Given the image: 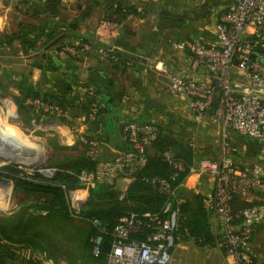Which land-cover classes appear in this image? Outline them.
<instances>
[{"label": "rangeland", "instance_id": "rangeland-1", "mask_svg": "<svg viewBox=\"0 0 264 264\" xmlns=\"http://www.w3.org/2000/svg\"><path fill=\"white\" fill-rule=\"evenodd\" d=\"M233 1L210 0L203 4L202 0L194 2L187 0H70L68 2L35 0L20 4L13 12H10L9 29L13 32L0 37V127L14 138L33 139L44 148L45 152L40 158V163L30 166L0 156V173L5 172L2 171L5 167H9L19 170L21 176L24 174L33 176L40 173L42 169H55L56 171L59 168H72L76 170V167L83 165L85 150L79 139L80 136L87 135L89 138L99 139L104 131L101 129L94 132L92 124L88 125V129L82 130L70 112L68 117L62 120L66 125L64 127L55 123V117L45 113L43 108L29 104L28 101L31 98L27 96L31 94L29 93L30 86L35 88H33L32 94L38 92L42 97L45 94L61 96L69 93L65 89V80H68L67 75L69 76L71 73H60L61 77L59 74L53 75L61 79L60 82L63 84L53 88L49 85L50 83H45L49 78L45 71H42L39 83L34 84L33 69L43 65L45 67L50 66L48 70H52L53 67L60 70L59 67L71 66L73 61L75 64L83 63L82 59L71 57L58 49L61 44L63 46L74 41L73 32L82 36H94L101 39L98 35V31H101L110 38L116 36L115 38L119 40L125 34L126 28L136 29L140 33L136 43L133 44L138 46L140 42L149 43L151 49L147 50V55L150 51L153 52L150 55L153 64L148 67L149 71L145 73L144 77V80H147L140 84L138 91L137 88H130L131 92H140L139 98L129 95L127 96L130 98L128 102L132 106H136L142 116L146 117L145 122L164 128L187 146L193 148L196 151L195 162L200 158L218 161L221 156L220 139L217 136V127L211 121V114L199 115L195 113L190 106V100L174 93L170 88L173 73L167 69V72L163 74L167 77L160 75L154 62L162 61L170 63L171 66H177L179 60L177 55L180 50L176 49L174 45L188 39L200 41L204 36L210 38L215 31L217 15L227 9L228 7L225 6L230 5ZM208 4L214 7L209 8ZM220 5L224 7L219 8ZM118 7H124L126 10L132 8L137 13L125 18L121 24H118L117 20L119 19L111 11V9ZM22 8L23 10L20 11ZM15 15L23 22L20 31L17 33L14 32L18 30L19 19L15 18ZM106 24L116 25L118 34L114 31L115 28L111 26L105 28ZM19 34H21L22 40H25L24 43L17 39ZM5 40H7L6 44L2 45ZM110 40L109 43L112 44V39ZM35 41L36 48L30 46ZM91 53L85 56L89 57ZM103 59L111 64L107 58L104 57ZM127 80L131 82L132 77L128 75ZM80 82L84 83V80ZM117 83L119 86V83L122 82L117 80ZM87 87L93 88L99 93L97 86L85 82L81 85L75 84V87L70 91V96H62L64 100H67L64 101L66 104L68 103L66 107H71L73 104L80 106L81 111L79 110V113L81 114L78 115L86 112L82 107L85 103L84 98H86L82 95V89ZM4 97L11 101L15 113L9 118H7L8 110L2 101ZM51 105L57 104L52 103ZM132 120L133 122L140 121V119L135 118ZM53 124L60 126L64 132L70 135V142L72 143L67 144L65 135L56 128H52ZM115 142L116 139L112 141V144H116ZM239 142L241 144L238 152L239 150L241 152L245 141ZM248 146L253 151L264 149L257 141L249 142ZM106 148L109 147L104 145L101 160L109 162L118 154ZM258 155L251 154L249 157H244L239 153L235 160L238 165L241 161L248 163V165L257 163L264 165V160L258 159ZM0 182L13 186L6 200L7 208H0V218L17 214L25 207L30 206L31 201L34 200L32 197L26 196L23 191H17L12 181L0 176ZM122 187V184L119 183L118 189L120 190ZM194 195L196 194L187 192L185 198L189 200ZM198 196L201 194L198 193ZM205 211L207 218L211 220L213 215L206 208ZM42 214L45 213L42 212ZM74 220L77 224L83 222L81 218H74ZM180 239L182 238L180 237ZM3 244L8 246L6 256L13 257V264H30V261L34 264H54L44 258L43 255L24 246L11 245L6 241H3ZM180 244L186 245V248L182 247L179 251L176 246L175 253L173 252V255L177 253L175 255L176 261L174 260L172 264H195L196 262L197 264H210L208 263L209 256L211 254L216 256V251H218L217 247H200L193 239H182ZM213 251L215 253H211ZM246 254L250 261L253 259L259 264H264L263 230L255 232ZM2 256L3 254L0 252V258ZM60 264H66V262Z\"/></svg>", "mask_w": 264, "mask_h": 264}, {"label": "built area", "instance_id": "built-area-1", "mask_svg": "<svg viewBox=\"0 0 264 264\" xmlns=\"http://www.w3.org/2000/svg\"><path fill=\"white\" fill-rule=\"evenodd\" d=\"M7 1L13 0H0L1 3ZM16 1L29 3L35 0ZM109 26L115 28L118 34L116 25L106 24L105 28ZM174 47L190 54V74H172L170 88L174 93L188 98L195 113L211 114V121L217 127L220 139L221 156L218 161L199 159L189 167V175L183 183L174 187L172 182L185 172V164L174 152L163 153L161 157L171 166L173 175L171 180L158 179L153 181V185L168 198L163 208V214L168 217L164 218L161 213L143 216L131 213L120 218L110 234L113 240L110 241L108 263L172 264L180 221V210L174 209L175 203L179 206L185 201L181 193L185 181L192 175H199L214 180V190L204 197V207L214 214L222 226L217 247L231 257L235 264H248L250 258L246 252L257 227L264 222V203L253 204L255 194L259 191L264 193V165L257 163L249 168L237 166L233 157L238 153V147L229 133L235 131L264 143V52L259 51V48H264V0H235L231 9L219 14L212 43L188 39L177 42ZM115 48L97 52L106 58L116 52ZM92 51L91 44L82 40L62 46V52L76 58L85 57ZM254 54L257 55L255 59ZM111 58L118 61L115 57ZM163 70L167 72V68ZM200 75L204 78H199ZM82 91L84 97H98V92L93 88L87 87ZM28 103L43 108L45 113L55 117V123L66 127L62 120L68 117L69 111L58 105L44 104L40 100H29ZM99 111L100 105L94 103L88 114L77 115L73 119L82 130H86L97 119ZM122 134L132 150L118 153L109 162L101 160L103 143L87 135L80 136L86 155L98 165L93 171L80 172V187L66 190L71 217L80 218L81 208L90 198L91 187L108 185L117 188L120 181L131 184L135 174L148 163L151 157L149 151L158 137L157 128L151 124L125 123ZM56 172L55 169L40 170L46 179H52ZM125 193L121 192V200ZM236 198L249 206L236 211L233 208ZM144 218L148 219L153 232L141 242L131 236L144 231L148 225ZM99 230L106 234V230ZM101 247L98 244L94 249L96 256Z\"/></svg>", "mask_w": 264, "mask_h": 264}, {"label": "trees", "instance_id": "trees-1", "mask_svg": "<svg viewBox=\"0 0 264 264\" xmlns=\"http://www.w3.org/2000/svg\"><path fill=\"white\" fill-rule=\"evenodd\" d=\"M111 11L119 19L117 20L118 24H121L125 18L137 13L132 8L126 10L124 7L113 8ZM21 34L17 36V39L24 43L25 40H22ZM72 36V38H75L74 41L82 40L91 44L93 52L111 48L102 42L100 38L82 36L74 32ZM36 41L31 43L30 46L36 48ZM6 42L7 40L2 45ZM58 47L62 51V44ZM136 52L138 53L137 50L134 51V53ZM111 57L117 58L118 61ZM106 58L113 65V69L119 71H126L127 64L134 62L117 52L109 54ZM48 67L50 66H36L42 71H46ZM56 69L53 67L52 71H56ZM29 88L31 94H28L27 97L31 98L30 100H40L44 104H57L65 111H69L73 117L81 114L79 113V110L81 111L80 106H74L75 104H73L71 107H66L68 103L66 104L64 101L67 100H64L62 96H70V93L61 96L45 94L42 97L38 92L32 94L34 86ZM98 94L99 96L94 99L84 98L85 103L82 105L83 110L86 111L83 113L86 114L91 110L92 104L97 103L101 106L97 119L91 124L94 132L101 129L104 132H102V137L99 139H92L101 143H112L114 139L118 142V138H111L110 136L113 131L112 126L118 123L109 117L111 111L120 108V105L117 104L116 96L109 89L99 88ZM122 111L121 109V114H123ZM145 120L141 119L138 122L128 123L150 124ZM124 124L121 125V130L124 128ZM151 125L155 126L154 124ZM155 127L158 130V137L151 149L154 154L150 157L146 166L135 174V180L124 194V199H120L122 194L116 187L108 185L91 187L90 198L81 208L79 214L83 221L80 224H77L74 218L71 217L66 190L80 187L78 180L80 172L82 170H95L98 162L92 161L85 153L84 163L81 167H76V170L59 168L52 179H46L40 173L33 176L27 174L21 176L19 170L5 167L2 170L5 172L0 173V176L12 181L17 191H23L26 196L32 197L34 200L31 201L30 206L25 207L17 214L0 218V252L3 254L2 257H5L6 251H8V246L3 244V241H6L8 244L24 246L33 252H37L54 264H60L61 262H66V264H109L108 254L103 252L102 247L98 256L94 254V249L98 246L97 239L99 237H102L104 241L113 240L110 234L120 218L131 213L139 216L161 213L164 218H167L168 215L163 214V208L168 198L153 185V181L158 179L171 180L173 175V169L164 161L161 155L167 151H172L185 164V172H182L179 178L172 182L175 187L182 184L189 175V167L195 163L196 151L180 141L171 132L162 127H157V125ZM122 142L124 143V146H122L123 151L132 150L129 143L121 140L120 144ZM181 193L185 196L187 192L182 189ZM248 206L249 204L239 198H236L233 203V208L236 211L243 210ZM176 208L180 210L177 243L186 238L193 239L201 247H217V239L211 231L203 197L194 195L192 199L185 198V201L179 206L175 203L174 209ZM42 212L45 214H42ZM144 221L149 222L147 218H144ZM95 223L102 224L106 234L101 233ZM152 232V226L148 223L142 233L132 234L131 238L142 242ZM179 236L182 239L178 240ZM5 258L8 261L7 264H13V257L7 255ZM30 264L34 263L30 261ZM248 264L259 263L252 259Z\"/></svg>", "mask_w": 264, "mask_h": 264}, {"label": "crops", "instance_id": "crops-1", "mask_svg": "<svg viewBox=\"0 0 264 264\" xmlns=\"http://www.w3.org/2000/svg\"><path fill=\"white\" fill-rule=\"evenodd\" d=\"M203 4L206 3L207 1L210 0H202ZM235 0L230 4L227 5L225 7H228L225 10H229L234 6ZM20 4H23L21 2H18L16 0L13 1H7L4 3L0 2V37H3L4 34L9 35L10 33H12L13 31H11L9 29L10 27V17L11 14L10 12L14 11L16 8H18V6ZM209 8L214 7L211 4H208ZM224 6L220 5L219 8H222ZM23 10L20 9V11ZM223 10V11H225ZM185 16V15H183ZM187 17V16H186ZM219 15H217V20H218ZM15 18L16 17L15 15ZM19 19V18H18ZM22 23L21 20H18V24H17V28L18 30L14 33H17L20 31L21 27H22ZM128 29V28H126ZM131 31L132 34H124L119 40L116 39L115 37L110 38L106 33L98 31V35L101 37L102 42H104L106 45L110 46V47H116V48H121L130 52H134L135 50L138 51V53L136 52V54L144 57L147 59V62H141V61H137V60H132L134 61L133 63H131L130 66L127 65L126 67V71H119V70H114L113 69V65L109 64L105 61V59H103V55L97 51L91 53L88 56L82 57L80 59H82L84 62L81 64H75L74 61L71 62V66H66L65 68H60V70L56 69V71H52V70H48L46 69V75L49 77L47 79V81L45 83H50L49 85H51V87H55V86H62L63 84H61V79L56 78L53 75L59 74L61 77L60 73H71V75H67L68 80H65V89L67 91H70L75 87V84L81 85L84 84L85 82L88 84H91L92 86H97L98 88H107L110 90V92H113L114 95L117 98V104L120 105V108L123 110V114H121V109L120 108H116L113 109L111 111L110 117L111 120H116V122L118 124H115L112 126V132L110 134L111 138H118V142H115L116 144H112L109 142L103 143V146L105 145L106 148L108 150H110L113 153H120L123 152L122 150V146H124V143L122 142V144H120L121 140L123 139V134H122V130L121 125L123 123H128V122H132V118L134 119H145V116H142V114L140 113V111H138V109L136 108V106H132L128 101H130V98H127V96L132 95L136 98H139V93L137 92H131L130 88H138L140 86V84L143 83L144 77H145V73H147L149 71L148 67L153 64L151 61V54H153L152 51H150L147 55V50L151 49L149 47V43L146 42H140V45L137 46V44H133L136 43V39L139 37L140 33L138 32V30L136 29H129ZM90 37H94V36H90ZM152 38V37H151ZM110 39H112V44H110L109 42L111 41ZM153 40V39H152ZM215 40V31L214 33L210 36V38H208L207 36H204L202 39H200V41L204 42V43H212ZM112 45V46H111ZM178 65L177 66H171L170 63H164L162 61H156L154 62L155 64V68L157 69V71L160 73V75H163L164 73H166L163 68H167L169 69L170 73H178V74H182V75H188L190 74V54L187 51H183L180 50L178 55ZM36 57V56H34ZM103 57V58H102ZM168 65V66H167ZM33 73H34V80L33 83L37 84L39 83V79L41 78V73L42 70L38 69V68H34L33 69ZM128 75H130L132 77V83L134 84H129L131 82H129L127 80ZM46 76V77H47ZM165 76V75H163ZM50 77H51V81H50ZM119 77V78H118ZM167 77V76H165ZM43 78V77H42ZM199 78H204V76L200 75ZM84 80V83H81L80 81ZM117 80H120L119 86L117 83ZM58 83V84H57ZM46 84V85H48ZM135 86V87H134ZM64 88V87H63ZM68 93V94H69ZM143 96V95H142ZM138 111V112H137ZM137 112V113H136ZM136 113V114H135ZM119 129V130H118ZM230 137L231 140L237 145V147L239 148V145L241 144L239 141H245V144L242 147V150L236 154L238 155L239 153L242 154V156L244 157H249L251 156V154H259L258 159L260 160H264V149L261 150H252V148L250 146L247 147L248 143L251 141H257L254 139H251L249 137L243 136L241 134H238L235 131H230ZM121 137V139H120ZM120 140V141H119ZM258 142V141H257ZM260 143V142H258ZM261 146L264 148V143H260ZM149 154L152 156L154 154L153 150L149 151ZM236 155L233 157L234 163L239 166L240 168H249L252 167V165H248V163L241 161L240 165L237 164L235 158ZM198 161V160H197ZM196 161V162H197ZM195 162V163H196ZM120 184H122V188L119 190L122 193L127 192L130 183L125 182V181H120ZM118 183V184H119ZM118 188V185H117ZM183 189L188 192V193H195L196 195L201 194V197H205L207 196L209 193H211L214 190V180L209 177V176H199V175H192L190 176L186 181L185 184L183 186ZM264 203V193L259 191L255 194L254 196V200H253V204L254 205H260ZM213 216L211 217V220H209V223L211 225V230L212 233L214 234V232H216V234H214L215 238L218 239L219 236L221 235L222 232V226L220 225V223L218 222V220L216 219V217L214 216L213 213H211ZM264 231V222H262L261 224H259L257 231ZM256 231V232H257ZM178 240H180V236L178 237ZM182 242V240H180L177 243V248L180 251V249H182V247L186 248V245H182L180 244ZM201 247V246H200ZM177 250V249H176ZM217 250L215 254L216 256L212 255L209 256L208 258V263L210 264H235L234 260L229 257L228 255H226V253L222 250H220L217 247ZM175 253V251H174ZM211 253H215V251L211 252ZM177 254V253H176ZM175 254V255H176ZM175 255H173V261H176V257ZM207 262V260H205ZM7 260L4 259V257L0 258V264H7ZM195 263V262H194ZM197 264V262L195 263Z\"/></svg>", "mask_w": 264, "mask_h": 264}, {"label": "bare ground", "instance_id": "bare-ground-1", "mask_svg": "<svg viewBox=\"0 0 264 264\" xmlns=\"http://www.w3.org/2000/svg\"><path fill=\"white\" fill-rule=\"evenodd\" d=\"M2 101L4 102L7 110H8V116L12 117L15 115L14 109L12 107L11 101L7 98H3ZM56 129H58L61 133H63L66 137V140H68V143L70 142V136L64 132L60 126L53 124ZM64 136V137H65ZM67 142V141H66ZM45 152L44 148L38 144L36 141H34L31 138H14L10 136L9 134L4 131L0 127V156L5 157L6 159H10L23 163L27 166L34 165L37 163H40V158ZM22 154V155H21ZM11 155V156H10ZM24 159V160H22ZM12 190V187H4L0 185V208L5 209L7 208V197L10 195Z\"/></svg>", "mask_w": 264, "mask_h": 264}, {"label": "water", "instance_id": "water-1", "mask_svg": "<svg viewBox=\"0 0 264 264\" xmlns=\"http://www.w3.org/2000/svg\"><path fill=\"white\" fill-rule=\"evenodd\" d=\"M125 33L126 34H132L131 31L129 29H125ZM115 51L117 53H119L120 55H123L129 59H132V60H137V61H141V62H147V59L134 53V52H130V51H127V50H124V49H121V48H115ZM259 51L260 52H264V48H259ZM257 57L256 54L253 55V58L255 59ZM0 185L1 186H4V187H9L11 186L13 188L12 185H8V184H5V183H2L0 182ZM98 227L99 228H102L103 230H105V228H103L102 224L100 223H97ZM97 244L99 245H102V250L103 252H105L106 254H109L110 251H111V242L109 240H103L102 237H99L97 239Z\"/></svg>", "mask_w": 264, "mask_h": 264}]
</instances>
